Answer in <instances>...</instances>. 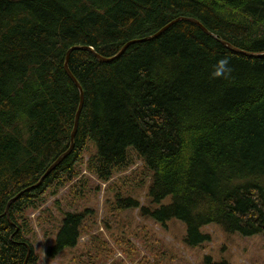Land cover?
<instances>
[{"label": "trees", "instance_id": "1", "mask_svg": "<svg viewBox=\"0 0 264 264\" xmlns=\"http://www.w3.org/2000/svg\"><path fill=\"white\" fill-rule=\"evenodd\" d=\"M181 17L216 37L181 21L109 63L89 50L71 53L84 105L72 153L46 176L71 149L80 104L68 51L90 47L113 58ZM221 41L263 55L264 0H0V264H39L27 212L82 192L91 180L77 172L86 155L89 173L108 183L113 217L137 211L164 229L180 222L188 248L212 243L203 232L211 226L229 240L264 237V57ZM225 56L230 78L213 79ZM88 213L63 214L48 259L77 247ZM121 229L116 243L135 262L137 248ZM142 232L149 229L135 237ZM158 247L140 264L173 260Z\"/></svg>", "mask_w": 264, "mask_h": 264}, {"label": "rangeland", "instance_id": "2", "mask_svg": "<svg viewBox=\"0 0 264 264\" xmlns=\"http://www.w3.org/2000/svg\"><path fill=\"white\" fill-rule=\"evenodd\" d=\"M88 157L89 155L85 156L83 167L80 166L82 174L79 167L77 168L79 175L85 174L91 178L88 185L83 186L82 192L75 193L76 196L66 197L65 199H68H64L60 205L54 203L56 198L48 197L37 210L27 212V220L32 230L30 239L39 256V264H140L145 263L144 259L151 258L150 250L153 246L173 252V260L168 264H205L203 258L206 256H210L213 261L228 259L230 264H264L263 236L247 238L236 235L229 240L218 228L211 226L205 228L203 232L211 235L212 243L204 244L205 249L188 248L182 241L186 226L180 222H170L164 229L153 220L143 219L137 211L111 216L108 212L110 206L107 205V200L109 198L113 201V196L108 197L106 192L108 183H100L96 176L89 173L86 163ZM141 166V162H138L120 171L109 182L130 175ZM77 179L75 178L60 194L65 195L69 187L73 188L74 183L78 182ZM84 210L92 211L93 214L88 213L92 217L87 216L84 220V230L77 247L63 251L55 259H48L45 251L50 244H54L56 228L60 225L63 214L67 211ZM105 220L109 221V229L104 225ZM121 225L126 227V241L129 239L137 248L138 255L135 262L130 259L131 249H127V246L120 247L116 243V240L120 239L121 232L124 231ZM142 227H147L149 234L144 237L142 232L141 237H135Z\"/></svg>", "mask_w": 264, "mask_h": 264}, {"label": "water", "instance_id": "3", "mask_svg": "<svg viewBox=\"0 0 264 264\" xmlns=\"http://www.w3.org/2000/svg\"><path fill=\"white\" fill-rule=\"evenodd\" d=\"M181 21H185V22H189L191 24H194L196 25L197 27H199L205 34L207 35H210V36H213V37H216L214 36L211 32L208 31L207 28H205L204 26H202L200 24L199 21L195 20V19H190V18H184V17H181V18H178L176 19L175 21H173L171 24L167 25L165 28H163L161 31H159L157 34H155L154 36L152 37H149V38H146V39H143V40H136V41H132L130 43H128L123 49L122 51L114 58H112L111 60H104L106 62H112L116 59H118L119 57H121L123 55V53L127 50V48L130 46V45H133V44H136V43H141V42H145V41H148V40H152V39H155V38H158L159 36H161L164 32H166L169 28H171L173 25H175L176 23L178 22H181ZM216 39V38H215ZM221 43L227 48L229 49L230 51L234 52V53H240V54H244V55H248V56H252V57H264V54L263 55H253V54H248V53H245L243 51H240V50H237L235 47H233L232 45L226 43V42H223L221 41ZM74 50H89L91 52H93L95 55H97V53L93 50V49H90V48H74L72 49L69 54H68V60L70 58V55L71 53L74 51ZM66 69L68 71V73L70 74L69 72V69L67 67V64H66ZM71 76V74H70ZM72 79L74 80V82L78 85L77 81L73 78V76H71ZM79 86V85H78ZM80 88V93H81V96H80V104H79V109H78V112H77V115H76V121H75V126H74V130H73V133L71 135V143H72V146H71V149L69 150V152H67L66 154H64L52 167L51 169L49 170V172L46 174V176L52 171L54 170L67 156H69L72 151H73V148H74V140H75V136H76V133H77V130H78V125H79V119H80V115H81V112H82V109H83V105H84V100H85V94H84V91L83 89L81 88V86H79ZM41 184V183H39ZM15 200V199H14ZM13 200V201H14ZM9 212V207H7V213Z\"/></svg>", "mask_w": 264, "mask_h": 264}, {"label": "clouds", "instance_id": "4", "mask_svg": "<svg viewBox=\"0 0 264 264\" xmlns=\"http://www.w3.org/2000/svg\"><path fill=\"white\" fill-rule=\"evenodd\" d=\"M231 60L229 57L225 56L219 59L213 66V71L211 72V77L213 79H229L232 74Z\"/></svg>", "mask_w": 264, "mask_h": 264}, {"label": "bare ground", "instance_id": "5", "mask_svg": "<svg viewBox=\"0 0 264 264\" xmlns=\"http://www.w3.org/2000/svg\"><path fill=\"white\" fill-rule=\"evenodd\" d=\"M201 24V23H200ZM202 25V24H201ZM203 26V25H202ZM205 27V26H204ZM206 28V27H205ZM162 30V29H161ZM160 30V31H161ZM209 31V30H208ZM210 32V31H209ZM158 33V32H157ZM156 33V34H157ZM154 36V35H153ZM133 41H136V40H133ZM132 42V41H131ZM130 43V42H129ZM128 44V43H127ZM126 44V45H127ZM125 45V46H126ZM74 48H83V47H74ZM73 48V49H74ZM88 48H90V47H88ZM90 49H92V48H90ZM72 49H70L69 51H68V53H67V57H66V62H65V70H66V72H67V75L70 77V79L73 81V83L77 86V88L79 89V91H80V88H79V86H81L80 84H79V82L77 81V79L73 76V74L71 73V71H70V69H69V60H70V58H69V60H68V54H69V52L71 51ZM101 62H104V63H109V62H106V61H104V60H111L112 58H104V57H102V56H100V55H95ZM116 57V56H115ZM114 58V57H113ZM66 64H67V67H68V69H69V72H70V74H71V76H73V78L77 81V83H78V85L74 82V80L72 79V77L70 76V74L68 73V71H67V69H66ZM82 88V87H81ZM83 89V88H82ZM80 95H81V93H80ZM77 115V114H76ZM75 121H76V118H75Z\"/></svg>", "mask_w": 264, "mask_h": 264}]
</instances>
